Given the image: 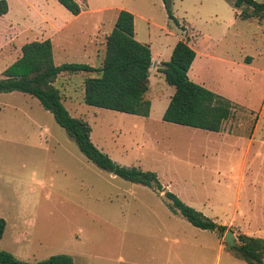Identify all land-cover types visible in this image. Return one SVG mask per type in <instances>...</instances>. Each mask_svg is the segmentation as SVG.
<instances>
[{
	"label": "rangeland",
	"instance_id": "374dc122",
	"mask_svg": "<svg viewBox=\"0 0 264 264\" xmlns=\"http://www.w3.org/2000/svg\"><path fill=\"white\" fill-rule=\"evenodd\" d=\"M79 1L101 10L64 33L72 43L54 46L57 63L100 67L105 41L94 47L93 25L101 20L100 34L108 31L121 8L134 13L136 38L157 63L149 116L86 104L83 76L64 73L56 84L71 114L89 122L94 143L116 162L156 171L238 241L241 233L264 238V21L239 18L233 0H171L174 18L164 0ZM187 37L197 51L190 78L234 105L220 133L163 119L174 86L160 68ZM6 67L0 57V77ZM238 200L240 213L258 205L248 226L229 222ZM0 217V247L32 264L60 253L74 264H249L226 246L227 230L199 228L172 211L164 192L99 167L38 98L18 90L0 93Z\"/></svg>",
	"mask_w": 264,
	"mask_h": 264
},
{
	"label": "trees",
	"instance_id": "16d2710c",
	"mask_svg": "<svg viewBox=\"0 0 264 264\" xmlns=\"http://www.w3.org/2000/svg\"><path fill=\"white\" fill-rule=\"evenodd\" d=\"M74 14L82 11L79 0H59ZM169 16L174 18L171 0H164ZM241 19L264 21V1L233 0ZM9 3L0 0V15L7 13ZM190 39H180L168 61H163L160 71L166 81L174 86V93L163 114L168 122L187 125L209 131H221L224 122L233 114V103L224 95L193 81L189 70L197 56L190 45ZM152 49L149 43L136 38L135 15L121 9L115 25L105 40V56L100 67L82 62L57 64L53 43L50 39L33 40L22 46V54L0 77V93L22 91L40 100L42 105L54 114L56 121L75 139L80 150L99 167L111 171L125 180L141 183L164 192L172 211L181 213L193 225L216 230L221 234L227 230L225 224H218L202 211L187 204L179 195L167 190L154 170L135 165H121L102 151L91 137V125L83 117L71 114L66 107L57 79L64 73L83 74L82 100L95 107H102L126 113L149 116L152 102L146 98L150 87ZM7 226L0 217V241ZM233 255L249 264H264V238L245 233L239 235V243L230 246ZM0 264H32L16 257L0 247ZM36 264H74V258L67 253L53 254Z\"/></svg>",
	"mask_w": 264,
	"mask_h": 264
},
{
	"label": "crops",
	"instance_id": "0c3cea01",
	"mask_svg": "<svg viewBox=\"0 0 264 264\" xmlns=\"http://www.w3.org/2000/svg\"><path fill=\"white\" fill-rule=\"evenodd\" d=\"M7 1L9 3V10L7 13L0 15V54L3 53L5 56V57L2 56L0 57L2 60L6 61L7 66L13 63L22 54V46L25 43L33 40L50 39L53 43V51H54V46L56 47V44H58V48H60L63 51H66L67 45L71 44L72 40L70 36H64V33L67 30H69V28H71L73 25H75L77 22L81 21L84 15L88 13L89 14L92 13L93 10H96L97 12L101 10L99 8L90 9L92 11L87 10L85 8V6L87 5L85 1H80L82 4V11L79 14H74L73 12H71L59 0H7ZM121 9H125V8H121ZM121 9H119V11ZM119 11L117 12V15L115 17L114 25ZM88 17L89 16H85L84 20L88 21V19H86ZM102 24L103 22L100 20L99 22L95 23L92 28L93 32H95L93 33L94 36L93 44L94 47H96V49H98L97 47L99 46V43L104 42L106 40V37L110 34V32L114 27L113 25V27H111L108 31L100 34ZM97 39L102 41L97 42ZM98 56H99L98 57L99 63H101L105 56V48L99 51ZM54 58H55V54H54ZM79 58H81V56ZM94 59L96 60V58ZM76 60L79 61H64L61 63H57L56 61L55 62L57 64H62L65 62L87 63L80 61L81 59H76ZM152 61H153L152 62L153 65L154 62L157 63L156 60H152ZM91 65L98 67L97 62L96 65L94 64ZM80 76H83V74H81ZM150 78H151V72H150ZM83 91L84 88H82V92ZM151 111H152V105H151ZM221 131H214V132L220 133ZM254 137L255 135H253V138L249 141V150L251 149L254 143ZM245 160L247 161V158ZM246 161L244 162V164L246 163ZM239 201L240 200H238L236 213L231 217L229 222L234 223L237 219H239L242 226H248L255 219L254 208L258 205L254 203L253 204L255 206L253 204L247 205L244 209H242V212L240 213ZM249 201L251 203V199ZM221 247L223 248V245H221Z\"/></svg>",
	"mask_w": 264,
	"mask_h": 264
},
{
	"label": "water",
	"instance_id": "95a60500",
	"mask_svg": "<svg viewBox=\"0 0 264 264\" xmlns=\"http://www.w3.org/2000/svg\"><path fill=\"white\" fill-rule=\"evenodd\" d=\"M156 64V62H154ZM224 240L227 244L230 246H235L239 243L238 236L235 234V232L232 229L227 230Z\"/></svg>",
	"mask_w": 264,
	"mask_h": 264
}]
</instances>
